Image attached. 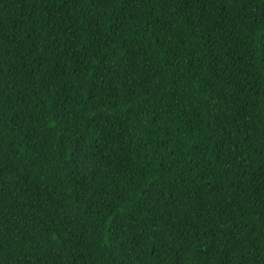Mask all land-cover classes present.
<instances>
[{"label":"trees","instance_id":"trees-1","mask_svg":"<svg viewBox=\"0 0 264 264\" xmlns=\"http://www.w3.org/2000/svg\"><path fill=\"white\" fill-rule=\"evenodd\" d=\"M0 264H264V0H0Z\"/></svg>","mask_w":264,"mask_h":264}]
</instances>
